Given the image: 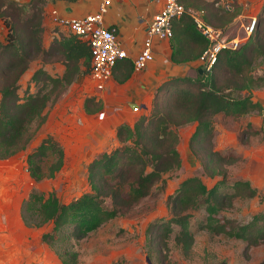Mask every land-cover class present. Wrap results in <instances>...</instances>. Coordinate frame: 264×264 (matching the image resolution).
Masks as SVG:
<instances>
[{
  "label": "trees",
  "instance_id": "obj_1",
  "mask_svg": "<svg viewBox=\"0 0 264 264\" xmlns=\"http://www.w3.org/2000/svg\"><path fill=\"white\" fill-rule=\"evenodd\" d=\"M178 1L185 12L171 24L169 41L175 63L199 60L209 46L192 14L197 13L205 23L223 33L241 12L239 6L224 5L221 0ZM43 3L44 0H31L20 5L0 0V19L7 28L5 40L0 41V159L26 150L45 125L47 109L59 101L80 75L90 73V45L78 35L61 32L47 48L44 46ZM11 5L29 12L18 26L8 24L6 8ZM256 18L257 25L246 41H241L235 49L223 48L209 71L195 79L180 77L168 81L164 85L173 89L159 87L146 114L133 125H119L117 145L98 153L88 164L86 192L63 202L54 190L45 196L31 189L23 204V218L28 225L37 227L51 223L41 237L51 250L55 234L66 226L72 227L76 239H82L102 224L126 214L156 188L160 195L164 194L166 175L182 168L178 130L191 124L195 126L188 138V148L200 161V173L181 178L165 199L168 217L147 225L151 234L147 247L150 262L153 252H157L158 264H174L168 246L173 225L178 227L174 240L182 256H193L192 220L197 210L202 212L198 223L201 231L244 241L247 248L264 243V212L253 215L245 223L225 214L227 209L235 207L236 199L252 200L261 194L249 180H234L230 176L229 167L241 156L231 148L222 151L214 146L217 118L237 122L251 114L261 117L259 126L249 121L239 125L237 139L248 143L255 137L264 144V106L252 94L264 89V74H255L256 68L264 65V14ZM36 59L43 63L61 61L64 71L61 75H51L43 67L37 68L30 77L35 89H25L21 95V77ZM132 71V63L122 59L113 68L112 75L118 82H124ZM233 91L247 94L235 98L230 95ZM101 105L96 97H87L84 101L89 114L97 112ZM65 160L64 146L56 137L46 135L27 154V171L37 183L53 179L63 169ZM207 180L211 183H206ZM27 212L34 214L36 222L28 221ZM151 243L156 244L155 250L149 248ZM58 258L61 264H68L60 255Z\"/></svg>",
  "mask_w": 264,
  "mask_h": 264
},
{
  "label": "rangeland",
  "instance_id": "obj_2",
  "mask_svg": "<svg viewBox=\"0 0 264 264\" xmlns=\"http://www.w3.org/2000/svg\"><path fill=\"white\" fill-rule=\"evenodd\" d=\"M244 1L248 2V0ZM258 2L261 5L258 12H251L252 8L246 13L241 10L231 26L223 32L227 40L238 37L242 42L246 41L248 36L244 27L249 23L247 15L255 13V17L259 18L264 14L262 10L264 0H257L256 3ZM229 3L239 6L241 9L243 7L240 0L224 1V5H229ZM27 16H29V12L21 11L19 6L11 5L6 8L8 24L10 23L13 26L22 24ZM34 62L39 63L41 61L38 59L34 60L31 62L29 69L31 66H35ZM27 71L21 77L20 87L22 86L21 89L23 90L35 89L31 85L30 72ZM255 74H264V65L258 66ZM8 75L10 76V74ZM85 90L83 81L78 78L66 90L68 97L65 100H69L70 103H76L87 94L88 90ZM230 95L238 98L243 97L245 94L233 91L230 92ZM258 97L264 100L263 94L258 95ZM65 100L58 107L48 109V122L33 141L35 144L45 134H53L67 149L68 155H66L63 169L57 173L55 178L44 179L35 183L30 180L25 171L26 166L21 162L16 164L14 176L7 173L5 178L14 179L17 177V181L22 186H26L30 181L31 189L34 188L45 196L54 190L61 201L68 202L88 190L86 176L87 163L90 159L82 158L78 155L77 125H73V119L66 118L65 107L63 106ZM246 121L259 123V117L255 115L248 118V120L244 119L237 122L230 119L217 118L215 123L216 137L214 139L216 149L226 151L231 148L235 154L241 156V159L236 164L229 167L232 179L249 180L261 194L260 198L252 200L240 201L236 199L234 201L235 207L226 210V215L236 218L241 223H245L257 213L264 212V144L255 137H252L248 143H240L238 141V126L243 125ZM189 131L190 129L187 130L185 127L178 130L181 140L178 150L182 160V168L180 171H173L166 175L167 187L164 194L160 195L159 188H156L149 197L132 207L126 214L102 224L82 239H76L75 235L72 234L71 226L64 227L55 234L52 240V251L58 256L60 255L68 264L75 262L76 264H113L115 262H119V264H149L146 258L151 234L147 230V225L156 221V219L168 217L165 199L173 192L181 178L200 173V161L192 155L188 148ZM33 143L31 146L34 145ZM21 158L19 157V160ZM208 181L211 183L210 180H207L206 183ZM26 217L28 221L36 222V218L31 212H27ZM194 217L192 221L194 224L195 243L193 256L190 258H184L179 247L175 244L174 235L178 227L173 225V231L168 239V246L170 258L174 264H220L222 261L226 264H260L263 262L264 243L247 248L244 241L228 238L224 235H212L205 230L201 231L198 229V223L202 217V212L195 211ZM50 226L51 223L46 228L49 229ZM153 242L155 243L157 240H152ZM152 243L149 248L155 250L157 246L155 247L156 244ZM73 252L76 253L75 256H73ZM158 255L159 253L153 252L150 258L152 264H158Z\"/></svg>",
  "mask_w": 264,
  "mask_h": 264
},
{
  "label": "crops",
  "instance_id": "obj_3",
  "mask_svg": "<svg viewBox=\"0 0 264 264\" xmlns=\"http://www.w3.org/2000/svg\"><path fill=\"white\" fill-rule=\"evenodd\" d=\"M11 1L26 5L31 0ZM101 1L44 0L42 5L44 46L47 48L54 38L59 37L61 32L70 33L66 28L52 22L53 11H56L58 16L63 18H78L96 12ZM108 1L103 24L106 28L114 30L121 47L128 55L125 59L131 62L141 51L146 35V26L159 12L162 2L160 0ZM224 1L221 0V3L224 4ZM240 2L243 5L241 10L245 13L250 8H252L251 12L255 11L256 13L261 6L259 2L256 3L257 0H248V2L240 0ZM255 13L247 15L248 18L254 17ZM6 36L7 28L0 19V41L3 42ZM172 51L169 40L154 37L152 39L153 60L148 63L146 68L140 71L133 69L129 78L124 82H118L112 75L104 81V87L100 90L97 89L95 82L89 75H80L79 80L83 81L84 90H88L83 99L76 103H70L69 100H65L68 97V93L65 92L59 101L52 106L56 108L65 100L63 106L65 107L66 118L73 119V125H77V152L79 157L89 158L91 161L98 153L109 151L116 146L118 143L116 132L119 125H133L140 116L146 114L151 108L159 87L173 89L164 84L180 77L195 79L204 73L202 64L198 59L187 63L173 62L171 59ZM34 64L35 66H31L28 70L30 77L34 70L39 67H43L51 75H61L64 71V65L61 61L34 62ZM32 90L30 89V91ZM19 93L22 95L23 89H20ZM241 94H247V92L243 91ZM252 94L253 99L261 102L264 106V100L258 97L260 94L264 95V89L255 90ZM87 97H96V100L101 101V108L97 112L89 114L85 111L84 101ZM255 115L257 114H251L246 119L248 120ZM258 117L259 123H253L255 126H259L261 122V117ZM47 122L48 114L45 125L39 130L26 150L18 152L8 159H0V264H61L58 256L41 239L42 234L48 230L46 228L48 225L41 227L28 225L23 218V204L31 191L30 181L26 186H22L17 181V177L14 179L5 178L7 173L14 176L15 166L21 162L26 166L25 171L28 174L26 156L39 144L40 141L35 144L33 141ZM194 126L191 124L185 127L187 130L190 129L188 138L194 131ZM47 135L50 134L47 133ZM32 143L34 145L31 146ZM180 143L181 140L179 145ZM64 150L66 157L68 155L66 147ZM19 157H22L21 160ZM28 177L32 182H35L29 174Z\"/></svg>",
  "mask_w": 264,
  "mask_h": 264
},
{
  "label": "built area",
  "instance_id": "obj_4",
  "mask_svg": "<svg viewBox=\"0 0 264 264\" xmlns=\"http://www.w3.org/2000/svg\"><path fill=\"white\" fill-rule=\"evenodd\" d=\"M162 7L150 21L145 30L143 47L138 55L131 60L133 69L140 71L147 67L153 60L152 39L170 40L172 37V21L182 16L184 6L178 0H160ZM108 0H102L99 9L78 18H63L56 11L52 12V22L66 28L70 33L86 40L91 49L90 78L95 82L97 89H103L104 81L112 76V71L119 60L127 58L126 51L121 47L113 29L106 28L103 24L107 11ZM195 24L201 34L209 40L208 48L200 56L199 61L204 71H209L219 52L223 48L235 49L241 40L238 37L227 40L220 29L205 23L197 13L192 14ZM257 25V18L251 17L245 26L249 36Z\"/></svg>",
  "mask_w": 264,
  "mask_h": 264
},
{
  "label": "water",
  "instance_id": "obj_5",
  "mask_svg": "<svg viewBox=\"0 0 264 264\" xmlns=\"http://www.w3.org/2000/svg\"><path fill=\"white\" fill-rule=\"evenodd\" d=\"M202 69H203V67H202ZM146 259H147V262H148L149 264H151V262H150L149 258L147 257Z\"/></svg>",
  "mask_w": 264,
  "mask_h": 264
}]
</instances>
